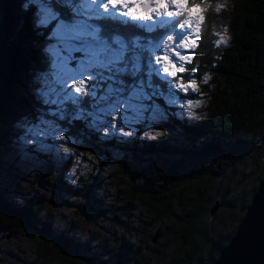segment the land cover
<instances>
[{
    "label": "trees",
    "instance_id": "trees-1",
    "mask_svg": "<svg viewBox=\"0 0 264 264\" xmlns=\"http://www.w3.org/2000/svg\"><path fill=\"white\" fill-rule=\"evenodd\" d=\"M211 3L192 63L198 67V79L210 77L206 84L200 79L207 100L202 116L181 118L172 107L167 109V120L157 125L179 131L180 140L102 139V133L87 129L83 121L61 122L71 134L81 133L75 136L84 138L89 149L101 153L105 147H119L131 157L128 160L126 154L119 161V168L131 177L127 184L119 179L120 211L131 214L137 200L147 206L148 214L136 236L124 240L114 260L95 254L89 242L67 230H55L50 216L40 215L41 205L13 202L0 191V215L9 218L8 226L14 232L34 230V253L42 264L55 260L65 264H204L209 260L210 264L230 241L264 178V0ZM217 3L226 5L220 13L214 11ZM32 12L21 0H0V124L5 127L15 114V105L43 108L18 92L29 68L43 70L46 66L43 52L30 40L46 34L34 28ZM225 27L228 43L217 47L216 34H223ZM8 140L7 131L0 129V145ZM63 172L51 182L43 181L52 190L82 199L72 204L77 214L95 211L104 216L103 201L96 196L94 185L81 181V186L73 187L62 179ZM216 202L219 207L211 215ZM222 213L228 215L219 222L208 218ZM113 220L120 218L115 215Z\"/></svg>",
    "mask_w": 264,
    "mask_h": 264
},
{
    "label": "snow or ice",
    "instance_id": "snow-or-ice-1",
    "mask_svg": "<svg viewBox=\"0 0 264 264\" xmlns=\"http://www.w3.org/2000/svg\"><path fill=\"white\" fill-rule=\"evenodd\" d=\"M24 7L34 8V28L47 33L46 68L34 77L43 111L20 125V140L34 144L36 152L62 160L75 156L79 165L77 141L65 135L68 129L60 122L83 121L102 139L155 140L164 135L154 129L167 120V109L187 108L194 117L193 109L203 103L185 104L180 93L200 92L198 67L187 65L193 63L211 0H27ZM225 7L217 3L214 11ZM227 32L225 27L216 34L217 47L228 43ZM209 79L205 75L202 82ZM141 128L149 130L141 134ZM76 174L74 166L70 176Z\"/></svg>",
    "mask_w": 264,
    "mask_h": 264
},
{
    "label": "rangeland",
    "instance_id": "rangeland-1",
    "mask_svg": "<svg viewBox=\"0 0 264 264\" xmlns=\"http://www.w3.org/2000/svg\"><path fill=\"white\" fill-rule=\"evenodd\" d=\"M21 1L23 5L27 2V0ZM34 11L33 8L30 18L32 24ZM46 39L47 33L42 38H30L32 42L37 43V47L42 52ZM194 66V64H188L187 68L191 69ZM40 71L29 68L22 77L24 91L23 89L18 91L22 96L31 98L34 102H39L34 96V77ZM190 74L186 71L183 75L188 77ZM196 74L197 72L194 74V78L197 79L200 86V79L204 76L198 79ZM181 94V101L185 104L189 99L201 100L203 103L199 108L193 109L196 113L194 117L189 115L187 108L179 106L173 107L176 115L189 120H198L207 103L205 94L201 93V86L199 93L190 92L187 97L183 93ZM41 111L43 108L36 104L15 105V114L9 119V127L0 124V129L7 131L9 139L8 143L4 142L3 145H0V191L5 198L13 202L20 204L29 201L34 205H41L40 215L50 216L55 230H67L75 238L89 242L95 254L105 258L113 257L112 260H114L116 253L123 248L124 240L136 236V230L141 228V223L148 214L147 206L137 200L134 201L133 205L135 206L131 214H123L120 211L123 200L118 199L116 195V192L122 189V186L118 184L119 179H123L126 184L131 181L130 173L119 168V161L126 156L127 152L119 147H105L101 153H98L89 149L88 145L84 143V138L81 139L75 135H72V138L77 141L75 151L81 153L79 165H76L75 156L62 160L53 153L36 152L34 144L24 145L20 140L23 135L20 125L25 120H34ZM63 124L60 122L61 127L68 129L65 135L71 134L69 127ZM144 130L149 129L141 128V134ZM154 130L164 133L163 136H158L156 139L167 138L169 142L181 139L179 131L160 129L157 126ZM138 137L149 140V138H142V135ZM55 143L61 142L56 141ZM106 152L107 155H105ZM90 156L93 158L90 159ZM127 159H131L129 153ZM74 166L77 168V174L70 176V171ZM60 170H64L62 179L73 187L81 186V181L94 185L96 196L103 201L104 216L95 211H88L85 215L77 214L72 204L78 205L82 199L75 198L64 191L52 190L50 185L43 181V178L50 182L55 180ZM140 179L137 178L136 181L140 182ZM115 215L120 218V221L113 220ZM227 215V213H222L219 216L208 218L219 222L221 217ZM165 218L161 220V223L165 222ZM9 221V218L0 215V264H42L34 253L37 242L34 230L26 229L14 232L8 226ZM151 256L154 257V253ZM51 264L65 263L55 260Z\"/></svg>",
    "mask_w": 264,
    "mask_h": 264
},
{
    "label": "water",
    "instance_id": "water-1",
    "mask_svg": "<svg viewBox=\"0 0 264 264\" xmlns=\"http://www.w3.org/2000/svg\"><path fill=\"white\" fill-rule=\"evenodd\" d=\"M262 160L264 161V143ZM218 207L216 202L211 207L210 214L213 215ZM157 236L156 231L152 237L153 242ZM204 264H209V260ZM210 264H264V178L258 183L230 241L219 250L218 256Z\"/></svg>",
    "mask_w": 264,
    "mask_h": 264
}]
</instances>
